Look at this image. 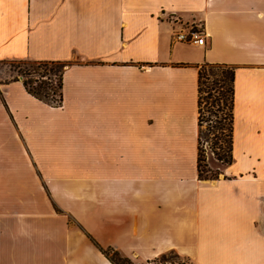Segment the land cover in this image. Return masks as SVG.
Here are the masks:
<instances>
[{"label": "crops", "instance_id": "crops-1", "mask_svg": "<svg viewBox=\"0 0 264 264\" xmlns=\"http://www.w3.org/2000/svg\"><path fill=\"white\" fill-rule=\"evenodd\" d=\"M199 27L205 46L174 41ZM0 264H264V0H0ZM234 69L232 162L198 177V71Z\"/></svg>", "mask_w": 264, "mask_h": 264}, {"label": "rangeland", "instance_id": "rangeland-1", "mask_svg": "<svg viewBox=\"0 0 264 264\" xmlns=\"http://www.w3.org/2000/svg\"><path fill=\"white\" fill-rule=\"evenodd\" d=\"M36 61L31 60H0V85L4 83H8L10 81H24L31 80L35 82L31 87L36 88L37 85H48L51 88V92L53 91L56 95L53 96V100H57V84L58 77L55 76L56 71L59 67H47L46 69L38 67ZM67 66V64H66ZM66 66L63 70H65ZM203 67V66H202ZM201 70V68H200ZM207 77L212 74H216L217 71L210 68H205L203 70ZM30 75V78L26 79L24 76ZM213 78L209 80H204V86L211 85V81ZM48 94L52 98V94L49 90H47ZM207 91L203 94V98L206 97ZM217 93L215 94V96ZM32 96V95H31ZM48 104V103H47ZM55 106V105H54ZM229 101L226 99L225 102L219 104V108L215 106L214 109H211L209 104H206V99L202 101L201 104V127L199 132L200 139V151H201V176L202 178L206 177H217L220 168L223 167L222 163L216 160V157L213 153H217V155L222 157H227L228 155V141H227V119H228V110ZM225 120L222 121L221 120ZM224 118V119H223ZM218 122L224 124L225 131L223 135L216 134V128L220 126ZM221 124V125H222ZM220 133V132H219ZM95 247V246H94ZM97 249V247H95ZM98 250V249H97ZM101 253V252H100ZM109 262V261H108ZM110 263V262H109ZM85 264V263H79ZM87 264H91L88 262ZM95 264V263H93ZM111 264V263H110ZM137 264H191L189 260L179 257L173 252L165 253L159 258L150 261L143 262Z\"/></svg>", "mask_w": 264, "mask_h": 264}, {"label": "trees", "instance_id": "trees-1", "mask_svg": "<svg viewBox=\"0 0 264 264\" xmlns=\"http://www.w3.org/2000/svg\"><path fill=\"white\" fill-rule=\"evenodd\" d=\"M38 64V67L46 69L47 67H59L56 71L55 76L58 77V84H57V100H53V96L56 94L52 91L51 88L48 87V85H37L36 88L31 87L32 84L35 82H32L31 80H24L22 81V84L27 91L28 94L32 95L34 98L38 99L39 101H42L44 103H48L51 105H59L61 102V89H62V76L64 73V67L66 66V63L63 62H34ZM203 66V67H202ZM198 71V127L200 132L201 127V104L202 101L206 99V104H209L211 109H214L215 106L219 108V104L222 102H225L226 99L229 101V112H228V119H227V141H228V155L227 157H222L217 155V153H213L216 157V160L221 162L223 166L229 165L232 162V106H233V81H234V69L231 67H227L225 65H210V64H204L202 65ZM205 68H210L216 70V74H212L209 77L205 74L203 71ZM26 79L28 77L30 78V75L24 76ZM210 78H213L211 81V85L204 86V80H209ZM47 90H49L52 94L51 96L48 94ZM205 90L207 91L206 97L203 98V94L205 93ZM217 95L215 96V94ZM224 119V118H223ZM222 120V118H221ZM225 122V120H222ZM220 126L216 128V134L215 137L219 135H223L225 129L224 124L221 122H218ZM222 124V125H221ZM220 132V133H219ZM201 151H200V139H199V148H198V177L201 180H213L217 177H206L202 178L201 176ZM218 176V175H217ZM90 241L93 243L95 247L101 252V254L111 263V264H133L132 261H130L128 258L121 256L117 251L106 248H101L92 238H90Z\"/></svg>", "mask_w": 264, "mask_h": 264}, {"label": "built area", "instance_id": "built-area-1", "mask_svg": "<svg viewBox=\"0 0 264 264\" xmlns=\"http://www.w3.org/2000/svg\"><path fill=\"white\" fill-rule=\"evenodd\" d=\"M174 41L186 45H194L197 47L205 46V35L199 27H191L188 30H181L174 35Z\"/></svg>", "mask_w": 264, "mask_h": 264}]
</instances>
